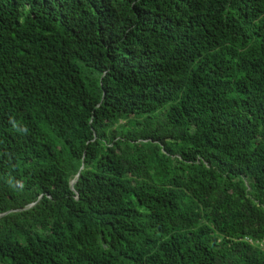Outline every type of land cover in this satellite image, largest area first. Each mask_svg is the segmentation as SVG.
I'll list each match as a JSON object with an SVG mask.
<instances>
[{
    "label": "trees",
    "instance_id": "trees-1",
    "mask_svg": "<svg viewBox=\"0 0 264 264\" xmlns=\"http://www.w3.org/2000/svg\"><path fill=\"white\" fill-rule=\"evenodd\" d=\"M4 213L0 264H264V0H0Z\"/></svg>",
    "mask_w": 264,
    "mask_h": 264
},
{
    "label": "clouds",
    "instance_id": "clouds-1",
    "mask_svg": "<svg viewBox=\"0 0 264 264\" xmlns=\"http://www.w3.org/2000/svg\"><path fill=\"white\" fill-rule=\"evenodd\" d=\"M77 178H78V175L76 176V180H77ZM76 180L71 181V188H72L73 191H74V189H73V184L75 183Z\"/></svg>",
    "mask_w": 264,
    "mask_h": 264
},
{
    "label": "water",
    "instance_id": "water-1",
    "mask_svg": "<svg viewBox=\"0 0 264 264\" xmlns=\"http://www.w3.org/2000/svg\"><path fill=\"white\" fill-rule=\"evenodd\" d=\"M33 204H31V205H29V206H32ZM6 213H4V214H0V217H2L3 215H5Z\"/></svg>",
    "mask_w": 264,
    "mask_h": 264
}]
</instances>
